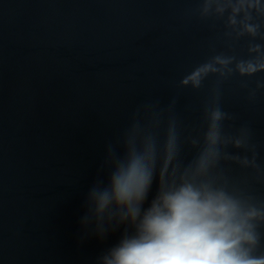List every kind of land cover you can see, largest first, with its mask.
Returning a JSON list of instances; mask_svg holds the SVG:
<instances>
[{
	"label": "water",
	"instance_id": "1",
	"mask_svg": "<svg viewBox=\"0 0 264 264\" xmlns=\"http://www.w3.org/2000/svg\"><path fill=\"white\" fill-rule=\"evenodd\" d=\"M216 109L208 178L264 212V0H0V264H105L134 232L114 175L139 160L147 208L196 174Z\"/></svg>",
	"mask_w": 264,
	"mask_h": 264
},
{
	"label": "clouds",
	"instance_id": "2",
	"mask_svg": "<svg viewBox=\"0 0 264 264\" xmlns=\"http://www.w3.org/2000/svg\"><path fill=\"white\" fill-rule=\"evenodd\" d=\"M215 60L224 63L220 57ZM211 70V63L201 65L183 83L192 79L199 84L198 77ZM255 70L240 66L241 73ZM224 117L219 109L211 113L207 147L193 178L162 187L147 208L143 204L150 176L142 163L133 160L114 175L112 199L123 207L134 232L121 239L105 264H264V255L252 254L258 241L252 221L264 218V212L246 207L225 185L208 178L219 161ZM235 144L239 147L241 141ZM108 199L107 193L99 195L98 212Z\"/></svg>",
	"mask_w": 264,
	"mask_h": 264
}]
</instances>
